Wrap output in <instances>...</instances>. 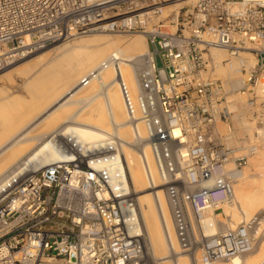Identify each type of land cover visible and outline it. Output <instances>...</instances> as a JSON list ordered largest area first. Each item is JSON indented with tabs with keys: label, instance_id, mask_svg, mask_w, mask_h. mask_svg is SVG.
Here are the masks:
<instances>
[{
	"label": "built area",
	"instance_id": "built-area-1",
	"mask_svg": "<svg viewBox=\"0 0 264 264\" xmlns=\"http://www.w3.org/2000/svg\"><path fill=\"white\" fill-rule=\"evenodd\" d=\"M187 1L0 0V71L26 36L37 47L99 31L144 33L137 102L175 232L181 249L192 245L202 264H218L256 245L259 217L211 235L201 222L234 203L262 147L264 0ZM214 50L241 58V86L212 73ZM237 92L246 96L244 113L231 107ZM241 118L255 122L253 136ZM66 137L62 158L23 169L0 192V264H150L117 140Z\"/></svg>",
	"mask_w": 264,
	"mask_h": 264
},
{
	"label": "bare ground",
	"instance_id": "bare-ground-1",
	"mask_svg": "<svg viewBox=\"0 0 264 264\" xmlns=\"http://www.w3.org/2000/svg\"><path fill=\"white\" fill-rule=\"evenodd\" d=\"M189 1L191 0L187 2ZM25 38L26 44L18 48V52L13 53L15 50L7 52V54L11 53L6 60L10 65L0 71V75L8 74V71L22 66L17 73L28 78V80L25 79V84L29 85H25V88L29 87L32 92L30 94L37 98V103L32 101L33 104L37 105L42 100H49L54 95H57V98L55 102L46 107L39 118L31 120L27 124L26 121L36 109L35 105L34 109L32 107L28 109V105L27 109L30 112L21 114L23 118L18 114L20 122L16 121L15 123L17 125L19 122L15 127L17 130L13 127L14 123H11L13 120L10 122L11 124L8 122L10 124L8 130L10 132L12 128L15 131L2 136L3 131L0 130L2 132L0 135L4 137V141L2 137L0 138V178L2 177L0 192L23 169L43 166L62 158L63 152L60 151V143L65 136L77 134L78 140L92 145L99 144L104 138L111 136L117 140L120 146L129 186L134 198L138 201V219L147 253L151 254L150 256L155 259L156 264H197L200 258L196 254L197 252L195 258L192 256V252L195 250L192 245L188 249H182L185 253L175 260L172 258L174 253H179L181 247L175 232L165 187L160 185L161 176L152 149L148 144L140 153L133 147L135 141L147 138L146 127L140 121L137 102L141 70L138 69L141 68L139 63L141 57L148 53L146 39L142 35L123 38L100 35L85 40L81 38L80 41L75 42L73 50L69 48L60 50L58 58L49 62L50 60H47L48 58L44 54L29 58L46 48L47 45L41 44L33 47L31 46L32 42L29 41L30 38L28 36ZM57 42H64V40ZM56 49L58 48L56 47ZM213 52L218 57V63L212 69V73L231 85L241 86L243 78L241 58L229 57L225 50H214ZM241 55L246 64L253 65L254 60L251 54L243 53ZM27 58L25 63L15 65L18 61ZM33 59L38 60L32 64ZM29 62L31 64L28 65ZM9 67L12 68L7 70ZM10 77L8 79L13 81L14 77ZM85 80H88V83L84 85ZM56 81L57 83H55ZM21 96V94L20 96L19 94L8 96L6 91L0 88V124L9 118L11 111L14 114L21 111L17 110L22 108ZM33 96L32 100H34ZM245 97L240 92L232 94L230 97L231 107L238 113L246 111ZM32 102L30 101V104ZM85 102H88L86 108L84 106L82 111H74V105L81 106ZM7 107L8 109H6ZM19 117L16 115V118ZM72 117V121L66 122ZM239 124L242 127H247L248 133L253 136L256 128L255 122H250L248 118H241ZM7 125L5 126L7 127ZM1 126L5 127L4 124ZM221 128L225 127L222 125ZM111 129L117 130V136L111 133L106 134ZM9 134L11 135L9 136ZM6 135L8 136L6 137ZM7 142L13 143L5 147ZM247 167L249 170L255 169L264 172V138L261 149L249 159ZM246 176L248 174L246 175L245 172L244 177L238 180L240 186L235 187L234 203L222 207L223 213L228 217L231 216L227 218L228 225L222 227V221L216 218L212 210H209L205 212L201 222L203 232L211 235L222 229L235 227L236 221H239L240 217L237 216L238 213L241 212L243 214L241 216L246 221L247 219L251 220L250 218L253 219L251 214L254 207L258 206L256 207L258 210L264 209V175L262 182L253 179L250 184H243ZM257 222V232L255 233L260 234L259 231L263 228L264 220H257ZM192 223L193 231L198 237L200 231L194 222ZM223 224L225 223L223 222ZM260 246H263L260 251L244 262L243 256H236L222 264H257L259 261L262 262L264 261V239Z\"/></svg>",
	"mask_w": 264,
	"mask_h": 264
},
{
	"label": "rangeland",
	"instance_id": "rangeland-1",
	"mask_svg": "<svg viewBox=\"0 0 264 264\" xmlns=\"http://www.w3.org/2000/svg\"><path fill=\"white\" fill-rule=\"evenodd\" d=\"M109 36L110 38H123V37H132V36H137V35H142L145 39H146V37H145V35H144V33H142L141 31H138V32H134V33H129V32H119V31H112V32H110V31H107V32H96V33H91V34H86V35H80V36H77V37H75V38H71V39H67V40H64V42H57V43H54V44H52V45H48L46 48H43V49H41L37 54H34V55H32V56H30L29 58H32V57H36L35 55H42V54H44V55H46L47 56V60H50L49 62H51L52 60H55V59H57L58 58V56H59V54H60V50H62V49H64V48H69L70 50H73V46L76 44L75 42H78V41H80L81 40V38L83 39V40H85V39H89L90 37L91 38H93V37H95V36ZM118 36V37H117ZM146 42H147V40H146ZM59 49H56V47ZM147 50H148V43H147ZM147 55V54H146ZM146 55L145 56H142L141 57V61H140V67L141 68H138L139 70L141 69L142 70V68L144 67V64H145V60L147 59V57H146ZM28 60V58L27 59H23V60H20V61H18L15 65H18V64H21V63H25L26 61ZM34 60V61H33ZM32 61H30V62H32V64L36 61V60H38V59H33ZM27 63L28 65L29 64H31V63ZM26 64V65H27ZM25 65V66H26ZM14 66V65H13ZM24 66V65H23ZM22 67V66H21ZM21 67H18V69L16 68V69H12V70H10V71H8V74L6 73L5 75H0V88H3L5 91H6V95L8 94V96H15V95H18L19 94V96H20V94L22 95L21 97V106H22V108L20 109V108H18L17 110H21V111H17L16 112V114H14L12 111L10 112V114H9V118L8 119H6V120H4L3 121V123H1V124H4V126L5 125H7V123L9 122H11L12 120V122L11 123H14V125L15 126H13L14 128L16 127V126H18V123L20 122L19 120H20V115L21 114H23V113H27V112H30L28 109H29V107L31 108L32 107V109H34V107L36 108L33 112H32V115H31V117L26 121L27 122V124L31 121V120H33V119H35V118H39V116L44 112V110L46 109V107H48V106H50L51 104H52V102H55V100H56V98H57V95H54L53 97H50L49 98V100L47 99V100H42L41 102H39L37 105H35V103L33 104V102L32 101H35L36 103H37V98H35L34 96H33V94H30V93H32V92H30L31 91V89L29 90L28 88H25V81L26 80H28V78L26 79V77H24L25 75H18V70H20V68ZM12 67H9L7 70H9V69H11ZM140 70V71H141ZM14 71V72H13ZM11 75H10V74ZM13 73V74H12ZM8 75V77H10V76H12V77H14V79H13V81H10V79H8V77H6ZM10 75V76H9ZM18 75V76H17ZM27 77H29V75H26ZM23 77H24V79H23ZM11 78V77H10ZM11 79V80H12ZM26 79V80H25ZM55 83H57V81L55 82ZM29 84H27L26 86H28ZM27 89H28V92H27ZM105 92V91H104ZM32 96L34 97L33 99L34 100H32ZM242 97V96H241ZM31 99V100H30ZM244 99V98H243ZM245 99H246V97H245ZM30 101L32 102V104H30ZM29 102V103H28ZM89 102V101H88ZM87 102V103H88ZM28 103V104H27ZM87 103L85 102L84 104L82 103L81 104V106L80 105H78V104H76V105H74L73 106V109H74V111L75 112H79V111H82L83 109H84V106H85V108H86V106H87ZM26 105V106H25ZM29 105V106H28ZM32 105V106H31ZM35 105V106H34ZM20 106V107H21ZM27 106H28V109H27ZM24 108H26V109H24ZM6 109H8V107L6 108ZM14 111V110H13ZM19 112V113H18ZM12 114V115H11ZM18 114H19V116H18ZM16 115H17V117H19V118H16ZM23 115H21V117H22ZM15 117V119H13ZM23 118V117H22ZM17 119V120H16ZM73 120V117L72 118H69V119H67V121L66 122H70V121H72ZM16 121H19L18 123H17V125L15 124L16 123ZM22 121V120H21ZM6 122V123H5ZM8 123V125H7V127L5 128H3V126H1V124H0V130L1 131H3V133L2 132H0V133H2V136H3V134H8V133H10L11 131H15V129L17 130V128H15V129H10V132H9V130H8V127L10 126V124ZM6 129H7V131H6ZM59 129H60V127H59ZM117 130L116 129H111V130H109L106 134L108 135L109 133H111V134H113V135H115V136H117V132H116ZM14 133V132H13ZM11 134H9V136H10ZM1 135H0V138L2 137ZM8 135H6V137H7ZM4 137H2V139H3ZM9 138V137H8ZM8 138H6V139H8ZM1 139V140H2ZM3 141H4V139H3ZM13 142H11V143H6V145H5V147H7V146H9V145H11ZM149 144V142L147 141V139L145 138L144 140L142 139V140H137V141H135V143H134V149L137 151V152H140V153H142L143 152V150H144V147L146 146V145H148ZM14 148V147H13ZM248 166V165H247ZM253 171H255V172H253ZM245 172H246V175L248 174V176H246L245 177V179H244V181H243V184L244 183H246V184H250L251 182H252V180L254 179V180H257L258 182H262L263 181V178H262V176L264 175V172H259V171H256L255 169L254 170H249L248 169V167H246V169H245ZM252 173V174H251ZM6 174H8V172H6ZM5 174V175H6ZM250 174V175H249ZM4 177V176H3ZM2 178V177H1ZM1 178H0V180H1ZM249 178V179H248ZM250 180V181H249ZM241 183H242V181H241ZM240 184V183H239ZM160 185H163L164 186V184H163V182L161 181V179H160ZM240 185H238V183L235 185V187H239ZM165 187V186H164ZM256 207H258V206H256ZM256 207H254V211L252 212V216L251 217H253V218H256V217H259V220H264V209H260V207H259V209L260 210H258V208H256ZM257 210V211H256ZM241 215H243L241 212L240 213H238L237 214V216H240L239 217V221H236L237 223V225L235 226V227H237L242 221H244L245 219H244V217L243 216H241ZM215 216H216V218L218 219V220H220V221H222V223H221V226L223 227H225V225L227 224L228 225V219L227 218H230V217H228V216H226L224 213H223V208L222 209H219V210H217L216 212H215ZM250 219H252V218H250ZM249 219H247L246 221H248ZM223 222L225 223V224H223ZM239 222V223H238ZM194 225H196L197 226V224L196 223H194ZM229 227V226H228ZM235 227H232V228H235ZM198 231H199V228H198ZM199 233V232H198ZM259 233L260 234H258V233H256L257 235H256V245H255V248L251 251V252H248V253H246V254H244L243 255V257H244V259H248V257H250L254 252H255V250H256V248L260 245V242H261V240L264 238V225H263V228H262V230H260L259 231ZM199 235V234H198ZM143 241H144V239H143ZM144 245H145V243H144ZM193 247V246H192ZM263 247V246H262ZM261 247V248H262ZM146 249V248H145ZM195 249V248H194ZM147 250V249H146ZM195 251V250H194ZM185 252L180 248L179 249V253H174L173 254V257L172 258H174V260H175V258H177L178 256H180L181 254H184ZM196 252H192V256L195 258V255L196 254H198V257L200 258V253L199 252H197L196 254H195ZM146 255H147V257H148V260H149V262H150V264H156L155 262V259L152 257V256H150L151 254H149V253H147V251H146ZM151 257V258H150ZM150 258V259H149ZM154 261V262H153ZM222 262H229V261H220L218 264H222ZM261 261H259L257 264H264V263H262V262H264V261H262L261 263H260ZM198 263H200V264H202L200 261H198ZM197 263V264H198Z\"/></svg>",
	"mask_w": 264,
	"mask_h": 264
},
{
	"label": "crops",
	"instance_id": "crops-1",
	"mask_svg": "<svg viewBox=\"0 0 264 264\" xmlns=\"http://www.w3.org/2000/svg\"><path fill=\"white\" fill-rule=\"evenodd\" d=\"M263 239H264V238H263ZM263 239L261 240L260 245L262 244ZM260 245L256 248L255 252H254L250 257H248V258H251L254 254H257V253L260 251V249H261V246H260ZM242 260H243V262H244V261H246L247 259H242ZM226 264H227V263H226Z\"/></svg>",
	"mask_w": 264,
	"mask_h": 264
}]
</instances>
